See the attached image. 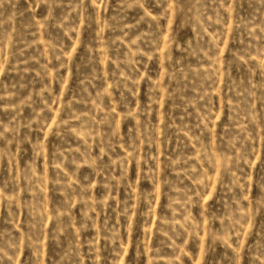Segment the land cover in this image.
I'll return each instance as SVG.
<instances>
[{
	"label": "rangeland",
	"instance_id": "rangeland-1",
	"mask_svg": "<svg viewBox=\"0 0 264 264\" xmlns=\"http://www.w3.org/2000/svg\"><path fill=\"white\" fill-rule=\"evenodd\" d=\"M0 264H264V0H0Z\"/></svg>",
	"mask_w": 264,
	"mask_h": 264
}]
</instances>
